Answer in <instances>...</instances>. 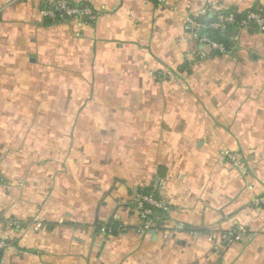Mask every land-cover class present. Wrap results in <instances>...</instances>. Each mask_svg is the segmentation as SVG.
<instances>
[{
	"label": "crops",
	"instance_id": "0c3cea01",
	"mask_svg": "<svg viewBox=\"0 0 264 264\" xmlns=\"http://www.w3.org/2000/svg\"><path fill=\"white\" fill-rule=\"evenodd\" d=\"M72 1L0 0V264H264V31L186 28L264 0Z\"/></svg>",
	"mask_w": 264,
	"mask_h": 264
},
{
	"label": "built area",
	"instance_id": "2783aa9c",
	"mask_svg": "<svg viewBox=\"0 0 264 264\" xmlns=\"http://www.w3.org/2000/svg\"><path fill=\"white\" fill-rule=\"evenodd\" d=\"M161 5L169 4L170 0H154ZM43 9L42 13L45 16L56 18H79L94 21L97 17V11L88 3H78L72 0H42ZM210 9H208L209 11ZM207 9L200 11V16L207 15ZM186 28L188 31L197 32L200 36L202 43L208 45L215 51H227L228 46L221 36L231 28L239 30H255L264 31V6L259 3L258 5L247 9L244 12L236 10L225 11L218 9L215 17L209 19L198 20L195 17L187 19ZM217 32L220 37H214L211 33ZM228 157L237 163L236 156L232 153H227ZM158 181H156L147 190L135 191L134 211H136L140 218L141 223L138 225L137 230L140 233L151 231L154 225V217L159 209L164 208L162 201L156 195ZM258 204H264V197L256 198ZM38 227V225L36 226ZM247 233L244 228H235L228 234H223L225 245H230L234 241H238ZM6 246V242L0 240V249Z\"/></svg>",
	"mask_w": 264,
	"mask_h": 264
},
{
	"label": "trees",
	"instance_id": "16d2710c",
	"mask_svg": "<svg viewBox=\"0 0 264 264\" xmlns=\"http://www.w3.org/2000/svg\"><path fill=\"white\" fill-rule=\"evenodd\" d=\"M214 37H220V35L217 32H212L211 33Z\"/></svg>",
	"mask_w": 264,
	"mask_h": 264
}]
</instances>
